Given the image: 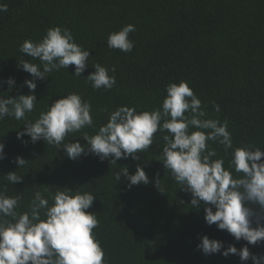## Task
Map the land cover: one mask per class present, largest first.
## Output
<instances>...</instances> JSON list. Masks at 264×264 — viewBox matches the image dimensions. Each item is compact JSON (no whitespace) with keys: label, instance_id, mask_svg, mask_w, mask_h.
Listing matches in <instances>:
<instances>
[{"label":"trees","instance_id":"16d2710c","mask_svg":"<svg viewBox=\"0 0 264 264\" xmlns=\"http://www.w3.org/2000/svg\"><path fill=\"white\" fill-rule=\"evenodd\" d=\"M7 11H0V82L14 77L15 87L0 86V95L16 97L30 94L23 83L30 73L18 68L19 59H29L19 51L26 40L39 41L53 26L67 27L75 41L89 50L87 67L81 77L74 66L50 73L37 80L36 107L28 118L35 120L41 111L68 93H78L92 106L94 128L105 124L108 113L126 105L140 110L161 106L170 83L186 81L206 105L210 118L228 122L233 147L254 145L264 151V0H0ZM133 24L129 34L134 41L131 52L109 49L110 33ZM115 66L116 85L111 90H94L86 76L95 71L93 64ZM111 75V72L109 73ZM212 101L219 105L216 112ZM108 109V112L103 109ZM23 121L5 117L0 121V142L6 158L0 160V186L7 184L8 196L20 195L18 211L28 209L36 191L67 187L90 192L96 199L87 210L94 213L98 226L93 235L105 253L106 264H241L239 256L204 255L197 249L200 237L235 244L226 230L209 226L204 220L203 204L190 205L187 193L168 176L161 152L166 133L154 134L140 160L101 161L92 154L76 160L63 148L47 145L44 140L26 146L16 138ZM81 133L70 134L65 142L86 141ZM29 140L28 136L23 138ZM225 167L231 149L211 143ZM29 162L21 168L16 156ZM140 164L150 182L129 188L126 177L116 181L117 171L127 167L134 174ZM10 171L22 175L11 184L2 179ZM159 178L165 192L155 186ZM47 195V193H45ZM51 203V201H50ZM250 252L264 253V245H247ZM246 264H252L251 260Z\"/></svg>","mask_w":264,"mask_h":264},{"label":"clouds","instance_id":"9594fccd","mask_svg":"<svg viewBox=\"0 0 264 264\" xmlns=\"http://www.w3.org/2000/svg\"><path fill=\"white\" fill-rule=\"evenodd\" d=\"M6 3H0V11H7ZM133 24L123 26L107 38L109 49L129 53L134 41L129 34L135 32ZM19 51L29 59H19L18 68L30 73L32 79L24 84L30 94L16 97L0 95V121L12 117L23 121V130L16 138L25 146L44 140L47 145L63 148L67 157L76 160L92 154L101 161L111 158L140 160L138 152H146L154 142V134L165 142L161 152L164 168L178 188L191 194L190 205L199 209L203 204L207 225H216L226 230L236 242L246 241L237 249L235 244L200 237L197 249L204 255L220 254L227 258L237 255L241 264H264V253L250 252L247 245H264V151L254 145L233 147L228 122L208 116L206 105L194 93L186 81L170 83L160 107L151 111L122 105L108 113L105 124L94 134L83 131L94 128L92 106L75 92L61 96L34 121L28 118L36 107L35 89L37 80L50 73L74 66V76L81 77L87 67L89 50L79 45L67 27L53 26L46 30L39 41L26 39ZM95 71L85 78L94 90H111L116 85V68L93 64ZM111 72V75L109 74ZM10 91L16 85L14 77L0 82ZM216 112L220 107L212 101ZM108 112V109H103ZM81 133L86 144L78 140L65 142L70 134ZM28 136L29 140L23 138ZM211 143L223 147L225 155L231 149V159L226 168L225 160L219 157ZM5 144L0 142V160L6 158ZM18 168L29 161L16 156ZM126 177L128 187L145 184L150 180L144 168L137 164L134 174L125 166L117 171L115 179ZM22 175L10 171L2 176L11 184L22 181ZM161 180L155 186L161 191ZM7 184L0 186V264H106L105 253L93 235L98 219L87 210L96 197L90 192H80L67 187L36 191L28 209L18 211L22 197L8 196ZM47 193V195H45ZM51 201V203H50Z\"/></svg>","mask_w":264,"mask_h":264}]
</instances>
